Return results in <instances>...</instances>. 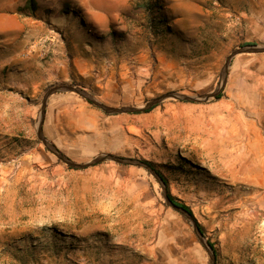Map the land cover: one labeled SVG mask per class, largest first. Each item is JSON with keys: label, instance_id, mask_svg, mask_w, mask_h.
Returning <instances> with one entry per match:
<instances>
[{"label": "rangeland", "instance_id": "1", "mask_svg": "<svg viewBox=\"0 0 264 264\" xmlns=\"http://www.w3.org/2000/svg\"><path fill=\"white\" fill-rule=\"evenodd\" d=\"M105 1L94 2L105 39L86 49L94 58L85 74L63 83L110 106L211 92L235 48L264 46V0H161L169 28L151 23L145 0ZM0 63V264H211L148 169L115 161L78 169L50 151L38 125L55 83L35 94L3 85ZM74 94L87 106L55 100L43 125L63 154L154 162L214 244L217 264H264V53L234 57L219 100L165 99L149 112L109 114ZM77 113L94 124H75Z\"/></svg>", "mask_w": 264, "mask_h": 264}, {"label": "crops", "instance_id": "2", "mask_svg": "<svg viewBox=\"0 0 264 264\" xmlns=\"http://www.w3.org/2000/svg\"><path fill=\"white\" fill-rule=\"evenodd\" d=\"M26 1L3 0V10L0 12V61L3 62V71L7 72L3 73V85L17 86L35 94L41 87L77 80V77L85 74L89 56L92 55L86 51L90 37L79 18L63 16L60 10L64 3L70 2L83 10L85 21L91 28L101 30L106 27V22H100L102 12L94 8L96 0H38L40 8L36 15L19 11ZM105 3L110 4L108 0ZM46 9L51 12L47 13ZM54 26L64 30L66 36L54 31ZM47 43L50 44L48 50ZM45 52H48L49 60L43 61L46 59L43 55ZM58 94L49 98V107L55 100L63 103L69 99L80 106H87V101H81L74 93ZM50 118V110H47L46 122ZM75 124L86 127L93 125L94 121L77 113Z\"/></svg>", "mask_w": 264, "mask_h": 264}, {"label": "water", "instance_id": "3", "mask_svg": "<svg viewBox=\"0 0 264 264\" xmlns=\"http://www.w3.org/2000/svg\"><path fill=\"white\" fill-rule=\"evenodd\" d=\"M252 53H254V54L255 53H264V46H261V45L254 43V44L242 45L241 47L235 48L228 55V57L226 59V62L224 64V68H223V71L221 74V79H220L218 86L216 87L215 90H213L211 92L193 96V95H189V94H185V93H181V92H177V91H172L169 93H165V94L161 95L160 97L154 98L153 100H151L150 102H148L146 105H144L142 107H135V106L115 107V106H110V105H107V104L103 103L102 101L98 100L95 96H93L91 93H89L85 88L75 86L72 84H66V83L55 84V85L51 86L46 91V93L43 97L42 103H41L40 121H39V125H38V138L48 147V149L50 151H52L55 155H57V157L61 161L67 163L69 166L74 167V168L82 169V168L94 166L96 164H100V163H103L106 161H115V162L120 163V164L136 165V166H141V167L148 169L150 171V173L162 185L166 203L168 205H170L171 207H173L174 209L180 211L182 214L186 215L190 219V221L194 225V228L199 233L202 243L204 244L206 250L208 251V253L210 255L211 264H217V256H216L215 250L213 249V247L211 246L209 241H207L205 239V236H204L203 232L201 231L199 225L197 224V222L195 221L193 216L187 210H185L184 208L177 205L176 203H174L171 200V198L168 195L167 183L164 180V178L162 177V175L155 168H153L151 165L147 164L143 160L133 159V158H125V157H121V156L114 155L111 153L101 154V155L94 157L93 159H91L90 161L85 162V163L76 162V161L70 159L69 157H67L65 154H63L62 151H60L53 143H51L47 139V137L44 134L43 125H44V121L46 118L47 105H48L49 98L51 97V95H53L55 93L64 92V91L74 92V93L81 95L82 97H84L85 99L90 101L92 104H94L95 106L99 107L100 109H102L103 111H105L106 113H109V114L135 113V112L148 111L149 109L158 105L159 103H161L165 99H177V100L189 101V102H208L212 99H216V97L224 91V89L227 85V81H228L230 66H231V63H232L234 57L239 55V54H252Z\"/></svg>", "mask_w": 264, "mask_h": 264}, {"label": "trees", "instance_id": "4", "mask_svg": "<svg viewBox=\"0 0 264 264\" xmlns=\"http://www.w3.org/2000/svg\"><path fill=\"white\" fill-rule=\"evenodd\" d=\"M140 7L145 8V10L147 11V13L150 15V21L153 24H156L157 27H161V26H165L167 24V27L169 28L168 24L170 23V21L167 18V15L164 13V7L161 3V0H145L144 2H142L140 4ZM40 8V2L38 0H27L25 5L20 6L19 7V11L26 13V14H30V15H36L37 10H39ZM47 13H50L51 10L50 9H46ZM60 13L63 14V16H71L73 19L74 18H79L80 21L82 22V26H84L85 28V32L87 33V35H89L88 37H90L91 33H93V35L90 37V42L89 46H93L95 41H92V39H95L96 42L97 40H102L105 39V36L101 33H99L95 28H91L87 22L85 21L84 15H83V10L77 8L76 6L72 5L70 2L64 3L62 9L60 10ZM71 18V20L73 21V19ZM155 22V23H154ZM155 26V27H156ZM154 27V26H153ZM111 36L116 39V33L114 31H112ZM102 43V42H101ZM246 44H254L251 42H245L243 43V45ZM224 96V91L222 93H220L217 97L216 100H219L221 98H223ZM89 103H91L90 101H88ZM92 104V103H91ZM157 106V105H156ZM156 106L152 107L151 109H149L147 112L151 111L152 109H154ZM144 162H146L147 164L151 165L153 168H155L164 178V180L167 183V187H168V195L171 198V200L176 203L177 205L181 206L182 208H184L185 210H187L195 219V221L197 222V224L199 225L201 231L203 232V234L205 235L204 232V228L202 227V225H200V223L197 221L196 217H194V213L192 211V209L184 204L179 202L171 193H170V189L168 186V180L167 178L164 176L163 172L156 166V164L152 161L143 159ZM209 243L211 244V246L213 247V249L215 250L216 256H217V251L214 247V244L209 240Z\"/></svg>", "mask_w": 264, "mask_h": 264}, {"label": "built area", "instance_id": "5", "mask_svg": "<svg viewBox=\"0 0 264 264\" xmlns=\"http://www.w3.org/2000/svg\"><path fill=\"white\" fill-rule=\"evenodd\" d=\"M46 46H47V50H48V49H49V47H50V44H49V43H47V45H46ZM43 55H44V57H45V58H47V57H48V52H45Z\"/></svg>", "mask_w": 264, "mask_h": 264}]
</instances>
